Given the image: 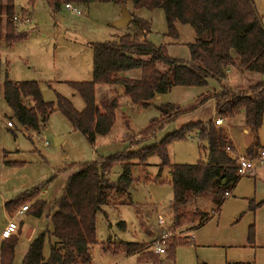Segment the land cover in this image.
Returning a JSON list of instances; mask_svg holds the SVG:
<instances>
[{
    "label": "rangeland",
    "instance_id": "374dc122",
    "mask_svg": "<svg viewBox=\"0 0 264 264\" xmlns=\"http://www.w3.org/2000/svg\"><path fill=\"white\" fill-rule=\"evenodd\" d=\"M53 1L57 0H13V12L27 21L12 23V26L24 36L10 45L0 38V231L9 219L16 224L12 264H21L29 243L43 232L46 236L42 256H48L52 238L47 234L52 229L50 217L55 201L62 194L67 177L81 165L125 151L151 148L184 125L212 121L217 116L212 100L188 109L200 96L218 89L212 80L202 87H171L146 106L131 102L121 85L97 83L93 85L94 103L99 107L103 100L114 98L116 106L109 130L95 136L92 143L87 142L58 110L57 98L65 99L78 112L84 109L80 94L71 84L91 82L94 44L111 41L119 32L134 33L131 23L119 28L112 26L121 10H126L130 18L148 24L144 34L149 44L164 48L168 56L183 62L189 59L187 44L192 42L193 32L189 25L176 23L173 26L176 36L169 35L164 13L158 7L135 8L130 1L71 2L80 12L76 14L59 0L57 6L52 7ZM254 3L264 18V0H254ZM138 58L146 59L145 56ZM159 67L164 69V66ZM5 80L37 83L42 100L52 107L37 130L23 128L12 117L2 98ZM163 105L185 111L160 123L159 108ZM8 120L13 125L11 128L6 126ZM153 123L157 125L146 133ZM219 128L228 134L238 154L252 158L256 153L245 149L248 138L241 133L238 124L223 120ZM257 135L260 147H264V115ZM55 139L59 140L57 144H54ZM166 157L169 164H206L207 143L200 137L199 130L192 128L166 143ZM160 164V158L152 154L144 164L131 165L127 192L112 195L108 204L96 212L95 242L89 247V264H264V248L254 243V234L252 238L249 234L254 219L243 199L251 193V184L246 178L238 182L237 194L233 191V197L224 200L218 214L209 197L199 195L179 208V220L175 221L169 168L159 169ZM121 170L120 163L114 164L107 175L109 180L116 181ZM35 187H38L37 198L45 201L39 216L29 211L17 212L19 208L9 215L4 211L6 201ZM23 204L29 206L31 201L25 199ZM162 230L170 233L164 244L174 242L171 250L168 251L167 246L163 254L156 255L151 243ZM127 242L141 248L126 253L123 244Z\"/></svg>",
    "mask_w": 264,
    "mask_h": 264
},
{
    "label": "trees",
    "instance_id": "16d2710c",
    "mask_svg": "<svg viewBox=\"0 0 264 264\" xmlns=\"http://www.w3.org/2000/svg\"><path fill=\"white\" fill-rule=\"evenodd\" d=\"M59 1L64 4L130 1L135 8L158 7L164 13L169 35L176 36L173 27L176 23L189 25L193 32V40L187 44L189 59L185 62L168 56L164 48L149 44L144 34L148 31V24L135 17H131L129 21L133 25L134 33L118 34L111 41L92 46L91 82L71 84L80 94L84 109L78 112L65 99L57 98L58 110L69 121L72 129L80 132L87 142L92 143L95 136L103 135L109 130L116 106L113 98L103 100L98 107L94 103V84L121 85L125 96L131 102L146 106L150 100L171 87H202L208 80H212L218 89L200 96L188 109L192 110L205 101L212 100L217 116L232 118L242 112L243 124L253 135V142L246 150L257 152V132L264 115V81L255 83L246 91H234L222 85L230 67L264 75V26L254 0ZM57 2L58 0L51 2L52 7L55 8ZM14 15L13 0H0V17H5L3 20L0 18V38L3 37L8 45L24 36L23 33H17L16 27L12 26L11 17ZM139 56H145L146 59H140ZM159 65L164 66V69H160ZM2 98L12 117L23 128L37 130L52 110L51 105L42 100L37 83L32 81L5 80ZM159 111L162 114V123L185 110L163 105ZM156 125L150 124L145 132L152 131ZM192 128L199 130L200 137L207 143V163L169 164L166 143ZM226 144L227 137L214 125L213 120L193 122L180 127L159 145L139 152L125 151L81 165L67 177L63 192L55 201V210L50 217L52 229L47 234L48 238H52L48 256H42L46 236L43 232L29 243L21 264H89V247L95 242L96 212L101 206L108 204L112 195L127 192L131 182L130 166L144 164L145 159L152 154L160 158L159 169L162 166L169 168L175 221L179 220V208L199 195L208 196L218 210L224 201V193L228 194L239 177L235 173L233 158L224 151ZM255 155L256 153L252 158ZM116 163L121 164L122 170L116 181L111 182L107 175ZM37 192L38 187H35L22 193L20 197L6 201L3 204L4 211L8 215L13 213L16 208L26 205L23 204L26 199L31 204L26 205L25 211L39 216L45 207V201L37 198ZM252 231L250 226L251 238ZM15 240L14 234L1 240L0 264H12ZM173 242H169L168 251L171 250ZM123 245L126 253H133L141 248L140 245L129 242ZM101 247L104 249L103 245Z\"/></svg>",
    "mask_w": 264,
    "mask_h": 264
},
{
    "label": "crops",
    "instance_id": "0c3cea01",
    "mask_svg": "<svg viewBox=\"0 0 264 264\" xmlns=\"http://www.w3.org/2000/svg\"><path fill=\"white\" fill-rule=\"evenodd\" d=\"M262 24L264 26V18H262ZM119 34H123V33L119 32ZM260 81H264V75L254 72H245L237 68L230 67L226 71V75L224 80L222 81V85L234 91H246L250 86ZM215 117L221 118L222 124H223V120H228L231 123H236L239 125V127L241 128V133H243L246 136V138H248L245 149L253 142V135L243 124L242 112H239L237 115H235L232 118H222L220 116H215ZM220 126H216V127L219 128ZM224 134L227 137L228 134L226 135L225 132ZM229 140H230L229 137H227L229 146L233 150H235L234 146ZM257 142H258V135H257ZM261 148L264 147L263 146L260 147L259 145V149L257 150L256 155ZM242 178H246V180H248L251 184V193L247 196H244L243 199L247 201V205L249 208L248 211L251 212L254 219L253 223L251 224L253 230L252 232L254 234L253 235L254 243H256L258 247L264 248V160L261 162L256 161L254 163V168L250 173L239 176L236 182L234 183L233 187L228 191V194L225 196L224 200L230 196L233 197V191H234V195L237 194L236 187L238 185V182ZM254 197H259V199L255 201ZM220 207L216 212L217 214L220 210ZM251 207H255V208L251 209Z\"/></svg>",
    "mask_w": 264,
    "mask_h": 264
},
{
    "label": "built area",
    "instance_id": "2783aa9c",
    "mask_svg": "<svg viewBox=\"0 0 264 264\" xmlns=\"http://www.w3.org/2000/svg\"><path fill=\"white\" fill-rule=\"evenodd\" d=\"M64 7L66 9H70L72 11H74L76 14H79V10L72 7L70 5V3H65L64 4ZM11 20L14 24H18L22 21H27V19H22V18H19L17 17L16 15L12 16L11 17ZM213 123L215 126H220L222 125V120L221 118L219 117H215L213 119ZM6 126L11 128L13 125L12 123L8 120L6 122ZM43 145L44 146H47V143L46 142H43ZM224 151L227 152L234 160V164H235V173L237 176H242V175H246L248 173H250L252 171V169L254 168V163L256 161L258 162H261L264 160V148H261L256 157H253V158H250V157H247L245 154H238L235 150H233L229 144H226L224 146ZM227 193L225 192L224 193V196H226ZM26 209V205H23L21 206L17 212H21V211H24ZM158 221L159 223L161 224V227L165 228V226H163V221L161 218H158ZM16 224L12 221V220H7L5 222V224L3 225L1 231H0V238L3 239V238H7L9 237L10 235L14 234L15 233V230H16ZM163 231V230H162ZM170 235V233H168V230H165L163 231L157 238H155L153 240V242L151 243V247H152V250L154 252V254L156 255H160V254H163L166 250H167V246L168 245H165L164 244V240Z\"/></svg>",
    "mask_w": 264,
    "mask_h": 264
},
{
    "label": "water",
    "instance_id": "95a60500",
    "mask_svg": "<svg viewBox=\"0 0 264 264\" xmlns=\"http://www.w3.org/2000/svg\"><path fill=\"white\" fill-rule=\"evenodd\" d=\"M129 21H130V16H129L128 12L126 10L122 9L120 17L112 23V26L114 28L125 27L129 24ZM156 98H158V96H156ZM58 142H59V140H57V139L54 140V144H57Z\"/></svg>",
    "mask_w": 264,
    "mask_h": 264
}]
</instances>
